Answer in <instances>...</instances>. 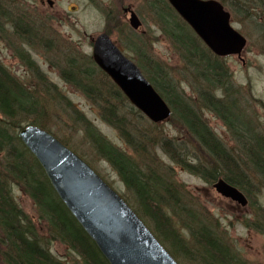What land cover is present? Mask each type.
<instances>
[{
  "label": "trees",
  "instance_id": "16d2710c",
  "mask_svg": "<svg viewBox=\"0 0 264 264\" xmlns=\"http://www.w3.org/2000/svg\"><path fill=\"white\" fill-rule=\"evenodd\" d=\"M143 1L149 15L171 43L186 69L183 67L185 71L181 68L177 73H172V69L154 59L145 49L140 50L141 47L135 48L138 57L131 60L170 106V121L180 127L183 136L191 137L205 152L204 157L213 161L212 165L205 166L200 159L190 155L187 148L178 145L176 138L166 137L156 124L133 107L110 77L95 66L92 58L82 61L84 64L70 59L62 63L60 68L56 62L51 65L61 70L62 78L70 88L84 93L98 106L102 120L119 132L131 153L108 141L64 96L60 100L73 113L94 152L116 172L125 187L126 195L122 196L127 204L132 206L179 264L182 257L190 259L193 264H241L229 244L219 237L212 226L197 222L198 214L193 209L194 204L187 201L178 185L173 183L171 174L174 175V171H168L171 167L157 160L159 154L155 148L160 147L163 154L178 168L207 182H214L218 177L225 178L232 186L244 191L247 198L253 187L248 182L245 170L241 172L238 167H242L243 160L220 142L201 114L208 111L226 125L230 134L242 145L241 154L254 161L256 174L263 182L264 142L253 134L252 129L250 134L241 127L239 112L243 110L236 108V101L228 102L231 98L241 102L242 94L231 82L232 74L223 58L216 57L207 49L189 25L172 9L168 0ZM219 1L224 8L231 2ZM249 5L252 8L259 5L264 7V0H250ZM2 6L0 1V36L4 39L8 31L7 40L16 46L19 37L26 39L32 35V32L25 33L31 29V25L22 23L24 19L19 18L21 24L5 28ZM262 14L261 11L256 14L258 22ZM117 26L121 27L119 22ZM106 33L110 37L113 35L109 31ZM82 64L88 66V69L82 68ZM26 67L30 73L29 83L14 77L0 61V264H63L52 256L36 225L19 207L13 196L12 183L17 184L31 198L38 210L39 219L47 224L52 241L65 245L83 264H108L92 239L71 216L67 207H64L34 156L19 140L20 129L30 124L51 132L48 125L52 115L45 112L41 103L53 100L48 97V92L56 89L39 69L28 63ZM76 75L80 77L76 78ZM95 76L99 78L100 89L94 85ZM188 76L192 80L193 96L187 95L181 84ZM235 108L237 113H234ZM248 123L254 128L249 118ZM229 172L233 177L228 175ZM258 210L262 219L261 228L264 229V211L259 207ZM183 231L188 233L189 243L186 238L183 239Z\"/></svg>",
  "mask_w": 264,
  "mask_h": 264
},
{
  "label": "rangeland",
  "instance_id": "374dc122",
  "mask_svg": "<svg viewBox=\"0 0 264 264\" xmlns=\"http://www.w3.org/2000/svg\"><path fill=\"white\" fill-rule=\"evenodd\" d=\"M22 1L26 3L24 4V8L28 12L34 13V9L38 8L37 11L39 12L30 17L36 22L35 25H39L37 26L41 28L39 33L45 35L44 37L48 36V30L44 31L48 25H44V23L47 24V20L52 19L49 31L51 36H48V38L52 40H56L57 38L62 39L63 42L60 43V46L64 50H68L69 55L59 54L56 57L46 55V52L30 48V45L35 44L32 39H30L31 41L29 40L28 45L26 39L19 37V41L17 40L18 44L14 46L7 39H2L0 36V61L11 71L14 77L27 81V83L30 82V73L27 76L23 73V70L29 71L26 67L27 63L32 67H37L36 69H39L47 80L54 82L52 83L56 89L50 91V93L48 92V97H51L53 100L41 103L45 112L52 115L50 124L48 125L51 129L50 133H53L60 141L67 143L73 152L75 151L81 155L95 172L99 173L104 181L107 184L109 183L118 194L126 195L125 187L116 172H114L108 162L102 161L98 157V154L94 152L89 142H87L84 131H82L81 126L75 120L73 113L67 110L63 101L61 102V96H64L63 98L73 103V106L88 121H91L108 141L129 153H131V150L126 147L119 132L102 120L100 115L101 110L98 106L92 103L84 93L81 94L78 90L70 88L62 78L61 70L59 71L51 64L56 62L60 68L62 63L70 59H76L80 64H84L85 60L88 61L92 58L93 39L106 31L113 34L111 36L113 41L132 60L138 57L135 54V48L141 47L140 50L145 49L154 59L172 69V73H177L183 67L186 69L185 64L182 63L171 43L149 15L150 12L147 10L146 3L143 0H52L55 5L53 8L47 3L41 5L37 0ZM227 1H231L226 11L231 15L233 28L247 39V45L240 59L237 56L223 58L228 70L231 71V82L240 89L242 94L240 98L242 103L232 98L228 102L236 101V108L243 110V112H239L242 124H245H241V127L245 128L247 132L253 130V134L264 142V14L260 16V22H258V17H256L259 11L264 13V7L259 5V7L252 8L253 6L249 5L250 0ZM128 8L136 12L143 23V27L138 31L130 27V23H128L130 17L126 18L124 15V9ZM118 22L122 29L118 28ZM55 43L58 45L57 42ZM39 44H45V41L42 40ZM24 46H29L26 49L32 52L31 56H25L27 51ZM48 48H51L49 42L45 49L48 50ZM25 59H28L27 62ZM83 64L81 67L88 69V66L84 67ZM82 68L80 69L83 70ZM184 68L183 71H185ZM96 73L99 74L97 70ZM77 77L80 76L76 75ZM94 78H96L94 80L95 87L100 89L99 78L96 76ZM181 84L186 94L193 96L191 94V77L188 76V79ZM236 108L233 109L234 113H237ZM201 115H203L211 130L213 129L220 142L233 155L243 160V168L241 166L238 167L241 169V172L245 170L246 176L249 177L248 182L253 187L252 191L249 192L250 197H247L249 198L247 206L243 207L238 202H234L226 197L224 198L214 189V184L221 179L225 181V178L218 177L214 182H207L193 174L191 175L173 164L163 154L160 147L155 148L159 154L157 160L165 163L166 167L170 166L171 168L168 171H174V175L171 174L172 172H167L171 174L173 183L175 182L179 190L183 192L184 198L194 204L193 209L198 214L197 222L212 226L213 228H211L218 233L219 237L229 244L235 252L236 259L241 264H264V229L261 228L262 219L258 210L259 207L264 211V182L260 176H257L254 168L255 164L251 157L246 155V158L241 154L242 145H240L235 136L230 134L226 125L217 119L215 115L208 113V111L202 112ZM248 118L251 120L254 128L250 127ZM170 120L171 118L158 123L157 128H160L166 137L176 138L178 145L187 148L190 155L192 154L194 158L200 159V162L204 163L205 166L210 167L213 161L204 157L205 152L192 141L191 137L183 136L180 127ZM182 133H184L183 129ZM176 148L178 147L176 146ZM151 165L153 164L151 163ZM228 175L233 177L231 172ZM11 188L19 207L36 225L45 244L47 243L52 256L63 264H83L81 259L70 249H67L65 245L59 241L54 242L50 239L46 222L44 223L39 219L35 204L24 190L15 183H12ZM183 234V239L186 238V242L189 243L188 233H184L183 231ZM180 264H193V262L190 259L182 257Z\"/></svg>",
  "mask_w": 264,
  "mask_h": 264
},
{
  "label": "water",
  "instance_id": "95a60500",
  "mask_svg": "<svg viewBox=\"0 0 264 264\" xmlns=\"http://www.w3.org/2000/svg\"><path fill=\"white\" fill-rule=\"evenodd\" d=\"M168 2L216 57L241 58L247 39L233 28L231 15L221 2ZM124 12L130 14L128 23L131 28L140 30L142 22L136 12L130 9ZM92 56L95 65L111 78L145 118L156 125L171 118L170 106L139 66L122 54L108 34L101 33L94 39ZM18 134L64 207L92 239L108 264H179L122 195L65 143L33 124L20 129ZM214 189L243 207L248 204V198L226 180L216 182Z\"/></svg>",
  "mask_w": 264,
  "mask_h": 264
},
{
  "label": "flooded vegetation",
  "instance_id": "af4514ba",
  "mask_svg": "<svg viewBox=\"0 0 264 264\" xmlns=\"http://www.w3.org/2000/svg\"><path fill=\"white\" fill-rule=\"evenodd\" d=\"M0 1L3 3V6L2 7L4 9V15H2V16L4 18V26H5V28H8V29H10L11 27L14 28L15 26L21 24L19 22H21L22 20H20L19 18H23L24 20L22 21V23H26L28 25H31L30 26L31 29L26 30L25 33H27V31L29 33L32 32V35L31 36H29V35L27 36L26 35L27 36V38H26L27 41L26 42L28 43V45H29V40L30 39H32V41L35 42V44L32 43L33 45H30V48L36 49V50L38 49L40 52H46V55H50V56H56V55H59V54H65V55H67V53H68L67 51L68 50H64L60 46V43L63 42L62 39L57 38L56 40H52L51 38H48V36H51L49 34V31H50V24L52 23V19H48L47 20V24L44 23V25H48L47 28H45V30H44V31H47L48 30L47 31L48 36L47 37H44L45 35H41L39 33V30L41 29V28H38L37 27L39 25L38 24L35 25L36 22H34L32 20V18L30 17L32 15H36V13L39 12V11H37L38 8L34 9V13H32V12H28L24 8L25 7L24 4H26V3H24L22 0H20V1L19 0H0ZM37 1H39L41 5H45V3H47L52 8L55 6L54 5V2L52 0H47L46 2H45V0H37ZM128 9H130V8H128ZM125 10L126 9H124V11ZM131 10L132 9H130V11ZM124 15H125L126 18L129 16V14L126 15V12H124ZM7 17H10L11 20H9ZM47 17H49V16H47ZM7 32L8 31L5 32V39H7V37H8L7 36ZM46 38H48V39H46ZM42 40L45 41V44L40 45L39 43ZM48 42L50 43V47L51 48H48V50H47V49H45V47L48 44ZM55 42H57L58 45ZM24 47L26 49L29 46H27V47L24 46ZM26 51H27L26 54L28 53L27 55L25 54L26 57L29 56V55L30 56L32 55L31 54L32 52L30 50H27L26 49ZM33 68L36 69L37 67H33ZM23 73L26 74V76L28 75V72L27 71H24L23 70Z\"/></svg>",
  "mask_w": 264,
  "mask_h": 264
}]
</instances>
